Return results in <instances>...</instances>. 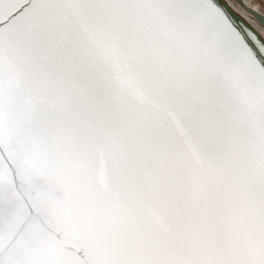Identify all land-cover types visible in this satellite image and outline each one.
<instances>
[{"label": "snow or ice", "instance_id": "snow-or-ice-1", "mask_svg": "<svg viewBox=\"0 0 264 264\" xmlns=\"http://www.w3.org/2000/svg\"><path fill=\"white\" fill-rule=\"evenodd\" d=\"M0 264H264V38L218 0H0Z\"/></svg>", "mask_w": 264, "mask_h": 264}, {"label": "water", "instance_id": "water-1", "mask_svg": "<svg viewBox=\"0 0 264 264\" xmlns=\"http://www.w3.org/2000/svg\"><path fill=\"white\" fill-rule=\"evenodd\" d=\"M237 3H239L250 15H252L256 21L264 26V15H261L258 11H255V9H252L249 7L244 0H234ZM219 3H222L226 5V9L229 11L230 18L233 20V22L236 24V26L241 30H251L255 34H257L259 37L264 38L260 31L253 25L244 15L238 13L235 11L226 0H218Z\"/></svg>", "mask_w": 264, "mask_h": 264}, {"label": "bare ground", "instance_id": "bare-ground-1", "mask_svg": "<svg viewBox=\"0 0 264 264\" xmlns=\"http://www.w3.org/2000/svg\"><path fill=\"white\" fill-rule=\"evenodd\" d=\"M229 5L238 13L244 15L255 27L260 31L261 35L264 37V26L259 24L256 19L250 15L239 3L234 0H226ZM244 2L258 11L261 15H264V0H244Z\"/></svg>", "mask_w": 264, "mask_h": 264}]
</instances>
